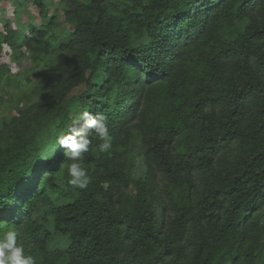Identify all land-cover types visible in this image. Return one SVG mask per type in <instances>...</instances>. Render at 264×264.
I'll return each instance as SVG.
<instances>
[{
	"label": "trees",
	"instance_id": "16d2710c",
	"mask_svg": "<svg viewBox=\"0 0 264 264\" xmlns=\"http://www.w3.org/2000/svg\"><path fill=\"white\" fill-rule=\"evenodd\" d=\"M61 1L74 31L37 0L43 24L0 40L57 61L0 127V237L36 264H264V0ZM84 111L112 147L90 132L81 190L56 139ZM133 131L139 180L117 149Z\"/></svg>",
	"mask_w": 264,
	"mask_h": 264
},
{
	"label": "rangeland",
	"instance_id": "374dc122",
	"mask_svg": "<svg viewBox=\"0 0 264 264\" xmlns=\"http://www.w3.org/2000/svg\"><path fill=\"white\" fill-rule=\"evenodd\" d=\"M42 1L47 4L49 16H57L56 20L59 23L54 28L58 32L74 31V23L66 22L64 9L67 7L61 0ZM110 1L108 0V2ZM7 22L22 30L29 24L40 26L43 24L44 18L37 0H0V40H4ZM22 32H28V29H24ZM22 42L21 40L19 49H14L4 43L3 51L0 53V127L4 119H10L17 115L18 107H23L28 102L38 99L42 78L48 79L57 63L55 56H49L44 60L36 59ZM82 90L81 87L76 89L72 96H77ZM53 133V130H46L39 134L41 148ZM140 134L136 131L130 132L126 141L117 147L122 154L125 170L133 180L144 178L147 174L145 159L141 154L143 149ZM95 155L98 156L99 151L95 152ZM84 166L88 170V175L91 176L94 164H85ZM47 214L48 209H40L35 213L36 218Z\"/></svg>",
	"mask_w": 264,
	"mask_h": 264
},
{
	"label": "clouds",
	"instance_id": "9594fccd",
	"mask_svg": "<svg viewBox=\"0 0 264 264\" xmlns=\"http://www.w3.org/2000/svg\"><path fill=\"white\" fill-rule=\"evenodd\" d=\"M90 132L102 141L98 145L99 152L103 153L111 149L112 140L107 117L104 114L93 115L89 111L82 112L75 119L68 134L56 139L57 145L64 149V155L72 161L67 169L70 177L67 182L73 188L81 190L87 189L91 183L88 170L82 163L83 154L88 152L91 143ZM18 235L16 230H9L0 237V264H36L31 255L25 254L23 245L18 244Z\"/></svg>",
	"mask_w": 264,
	"mask_h": 264
}]
</instances>
